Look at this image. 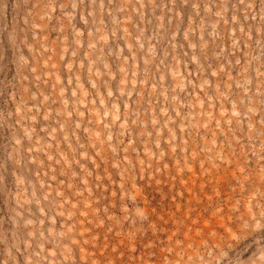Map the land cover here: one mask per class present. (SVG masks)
Here are the masks:
<instances>
[{"label": "rangeland", "instance_id": "obj_1", "mask_svg": "<svg viewBox=\"0 0 264 264\" xmlns=\"http://www.w3.org/2000/svg\"><path fill=\"white\" fill-rule=\"evenodd\" d=\"M0 264H264V0H0Z\"/></svg>", "mask_w": 264, "mask_h": 264}]
</instances>
